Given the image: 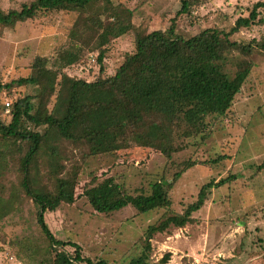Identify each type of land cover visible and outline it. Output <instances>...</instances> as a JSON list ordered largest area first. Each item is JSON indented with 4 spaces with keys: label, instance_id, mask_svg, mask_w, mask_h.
<instances>
[{
    "label": "rangeland",
    "instance_id": "1",
    "mask_svg": "<svg viewBox=\"0 0 264 264\" xmlns=\"http://www.w3.org/2000/svg\"><path fill=\"white\" fill-rule=\"evenodd\" d=\"M194 1L198 4L192 13L177 18V31L185 37L208 27L229 28L240 14L247 15L258 0ZM25 2L31 0H0V9H21ZM180 5V0H110L93 5L89 11L102 8L100 19L112 29L103 71L97 61L99 50L91 38L85 40L78 62L65 68L58 66L59 54L76 41L72 28L79 12H49L36 19L0 24V85L30 76L33 63L40 56L48 59L49 67L75 78L92 81L100 75H113L125 55L134 50L136 31L167 29ZM259 17L261 23L242 28L232 37L241 44L251 42L254 48L249 54L239 49L229 54L226 67L230 74L242 61L251 64V72L231 110L225 116L210 117L211 125L204 136L184 139L182 149L171 158L138 147L91 155L84 143L63 141L64 172L77 169L76 192L81 197L46 212V222L56 238L78 243L83 255L95 261L129 264L142 254L149 225L166 215L183 213L206 183L233 176L211 190L191 222L153 235L146 264H264V52L256 45L264 42V8ZM82 29L80 26V32ZM36 90L32 85L1 89L0 117L4 121L11 118L5 101L34 94ZM16 156H7V168L0 175L4 196L18 193L11 212L0 218V264H44L42 260L49 256L45 251L47 239L37 224L36 207L19 186ZM44 160L40 164L45 171L48 167ZM186 162L194 165L174 181V174ZM160 179L172 183L170 209L139 213L129 204L118 211L99 213L82 196L84 191H91L111 198L116 194L115 184L127 194H149L151 183ZM65 248L70 253L75 250L72 245ZM167 252H171V258L164 263L161 259Z\"/></svg>",
    "mask_w": 264,
    "mask_h": 264
},
{
    "label": "trees",
    "instance_id": "2",
    "mask_svg": "<svg viewBox=\"0 0 264 264\" xmlns=\"http://www.w3.org/2000/svg\"><path fill=\"white\" fill-rule=\"evenodd\" d=\"M100 1L110 0H31L23 3L21 9H0V24L36 19L49 12H79L80 17L72 28L76 41L59 54L58 66L65 68L78 62L85 40L91 38L95 49L99 50L97 61L103 71L112 29L100 19L102 8L89 11ZM180 1V8L167 29L136 31L134 50L125 55L113 75H100L92 81L75 78L49 67L48 59L40 56L33 63L30 76L0 85V90L14 85L37 88L34 94L10 100L9 121L0 117V175L7 168V156L16 154L19 186L36 207L37 224L47 239L45 251L49 256L42 260L44 264H111L106 259L95 261L84 256L78 243L56 238L46 222L47 211H55L62 203H74L81 197L76 192L77 169L64 172L63 141L84 143L91 155L138 147L153 149L171 158L182 149L184 139L204 136L211 125L210 117L228 114L248 78L250 62L242 61L233 74L226 65L233 50L252 52L251 42L241 44L232 37L242 28L262 22L259 16L264 0L255 2L249 13L240 14L229 28L208 27L189 37L177 31V18L191 14L198 3ZM86 12L89 14L84 16ZM128 12L131 15V11ZM256 45L264 52V42ZM53 97L54 104L49 109ZM39 127L40 130L36 129ZM43 158L48 167L45 171L40 164ZM193 165L186 162L184 168L174 174V181ZM232 178L206 183L196 201L183 213L166 215L149 225L142 254L129 264H146L153 235L191 222L193 213L203 207L211 190ZM171 184L160 179L151 183V193L138 195L127 194L115 184L113 193L116 194L111 198L91 191H84L82 196H86L99 213L118 211L129 204L139 213H146L171 208ZM3 190L0 188V218L11 212L18 197L17 192L4 196ZM66 245H72L74 252H68ZM170 258L171 252H167L161 261L166 263Z\"/></svg>",
    "mask_w": 264,
    "mask_h": 264
},
{
    "label": "built area",
    "instance_id": "3",
    "mask_svg": "<svg viewBox=\"0 0 264 264\" xmlns=\"http://www.w3.org/2000/svg\"><path fill=\"white\" fill-rule=\"evenodd\" d=\"M5 105H6V107H5L6 113H9L10 109H11L10 102L9 101L5 102Z\"/></svg>",
    "mask_w": 264,
    "mask_h": 264
}]
</instances>
